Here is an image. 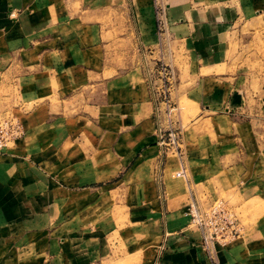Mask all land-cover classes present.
Masks as SVG:
<instances>
[{"label":"crops","instance_id":"1","mask_svg":"<svg viewBox=\"0 0 264 264\" xmlns=\"http://www.w3.org/2000/svg\"><path fill=\"white\" fill-rule=\"evenodd\" d=\"M164 2L159 36L154 0H0V118L24 129L0 152V264H103L123 196L131 220L147 214L142 229L130 226L147 242L127 246L142 264H264V211L254 221L237 212L264 207L263 167L247 166L264 146L245 153L216 126L242 109L241 91L217 69L236 25L264 0ZM160 65L177 77L180 151L158 141V123L168 124L161 99L156 112ZM182 102L198 111L185 128ZM182 168L187 185L173 180ZM222 193L244 231L210 254L185 211L192 198L204 208Z\"/></svg>","mask_w":264,"mask_h":264},{"label":"rangeland","instance_id":"2","mask_svg":"<svg viewBox=\"0 0 264 264\" xmlns=\"http://www.w3.org/2000/svg\"><path fill=\"white\" fill-rule=\"evenodd\" d=\"M154 10L159 36H164L167 33V27L169 26L166 20V4L164 0H154ZM163 38L165 39L166 36ZM162 67L163 66L160 65V69ZM168 68L172 69L170 66H168ZM217 70L218 72L231 76L234 89L236 88L241 91L242 95L241 113L238 116L224 115V118L228 121V126L220 123L219 118L217 119L216 126L222 127L223 132L228 135L227 138L223 137L218 140V142H222L225 138L232 139L234 144L231 143V145L239 146L241 151H244L245 153L249 150L256 152L259 149V146H264V9L261 10L258 15L252 16L251 19H244L236 25L226 64ZM172 71L176 74L173 69ZM176 78L175 75L171 80L172 84H170V92L177 84ZM182 108L184 109L182 111V118L185 128V126L187 127L197 118L198 111L194 108H190L185 102H182ZM217 117L219 116L214 115L213 120ZM197 121L198 120H196V123H200V121ZM201 133L207 134L209 131L203 128ZM203 139H206V137H203ZM208 140L211 142L215 141L211 137ZM240 142H242V144ZM231 150L232 148L230 149V152ZM233 150V152L237 151L236 148ZM236 154H238V152H236ZM249 157V159L247 158L248 168L260 165L263 167V171L260 175L261 178H264V157L258 158V155L255 154ZM185 170L186 178L174 177V182L182 181L186 185L188 184L187 179L189 176V169ZM256 170L258 171L257 168ZM179 171H181V169H178L175 174ZM186 192L187 194L189 193V186L186 187ZM221 199H224L223 193L218 195L214 201ZM231 202L233 204L232 200ZM122 203L125 208H121L120 211L116 210L115 212L118 211V214H115L114 212L116 218H118L119 227L116 228V231L111 234L108 239L110 256L107 257L106 261L104 260L103 264H142L143 257L141 256V253H131L130 250L127 249V246L131 241L134 242L143 239L144 242H147L144 235L141 233H132L130 230V226L133 230H136L138 226L142 229V227L145 226V223H147V220L143 218L144 215L147 214L146 211L142 212L140 210L141 212L138 214L139 218H135V215L133 216V220H131L130 208L127 207L124 196L122 198ZM209 205L210 204L205 205L204 208H208ZM141 206L142 205H140V209L145 208V205ZM257 207L258 203L255 204L251 201L243 209L238 210L237 212L240 218H247L250 214V218L254 221L264 211V207ZM107 209V215H109L111 212L109 211V208ZM134 212L135 210L131 213ZM128 214L130 217H128ZM131 221L139 224L132 225L133 223ZM98 222L99 220L96 223ZM245 222L248 221L246 220ZM155 237L157 238V236L152 238ZM158 237V240L154 243L155 247H158L161 240L160 234ZM150 247H152V244ZM144 250H147V244L144 246Z\"/></svg>","mask_w":264,"mask_h":264},{"label":"built area","instance_id":"3","mask_svg":"<svg viewBox=\"0 0 264 264\" xmlns=\"http://www.w3.org/2000/svg\"><path fill=\"white\" fill-rule=\"evenodd\" d=\"M160 72L162 74L163 84L160 95L156 94V112L159 116L160 110L158 102L161 99L160 102L166 107L168 124L165 126L161 122L158 123V141L163 148L176 146L179 150L178 142L180 141V133L175 131L171 126V120L176 109L170 98V84H172L171 80L175 74L168 66H163ZM23 135V126L17 118L7 117L2 119L0 121V152L21 139ZM174 176L177 178H186L185 168H182ZM185 215L189 219V225L199 230L202 246L210 254L216 244L226 247L240 238L244 231L238 214L223 200H217L205 209L192 198L187 205Z\"/></svg>","mask_w":264,"mask_h":264}]
</instances>
